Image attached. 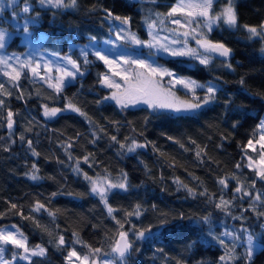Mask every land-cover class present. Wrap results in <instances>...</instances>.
Wrapping results in <instances>:
<instances>
[{
  "label": "trees",
  "instance_id": "1",
  "mask_svg": "<svg viewBox=\"0 0 264 264\" xmlns=\"http://www.w3.org/2000/svg\"><path fill=\"white\" fill-rule=\"evenodd\" d=\"M219 1L215 0L214 4ZM175 2L76 0L73 8L38 7L41 17L37 27L45 32L40 46L61 52L67 51L72 41L108 37L112 23L106 18V10L113 16L129 17V26L146 37L145 21L156 20L157 13H167ZM233 3L238 26L230 28L221 23L210 33L211 40L223 42L232 50L228 58L214 55L208 65L187 57L162 58L176 74L200 84L217 86L216 98L193 112L151 110L145 105L121 109L115 102L104 100L110 91L101 85L99 77L107 68L91 54L88 56L91 63L83 68L84 75L78 76L59 95L28 77L19 82V91L0 77V82L12 91L10 97H2L6 109L17 113L11 137L6 120L0 121V137H3L0 139V226L8 222L17 224L30 245L39 243L47 249L45 256L32 257L33 264H67L65 257L72 247L81 254L86 253L87 248L82 244L72 243L74 232L86 244L109 251L118 225L99 197L90 193V183L84 173L93 178L107 174L112 179L127 174L128 190L113 189L108 196V203L116 209L113 213L116 219L123 221L125 212L139 204L142 215L139 219L130 217L131 224L147 227L160 219L168 220L165 229L153 230L152 239L135 243L139 251L129 254L127 264H249L240 246L234 259L221 262L225 249L209 235L210 228L216 235L225 229L241 234V227L263 244L255 251L251 264H264V229L261 228L264 217L256 214L264 211V204H255L256 211H253L248 197H244L234 201L230 215L215 208L222 188L217 183L219 178L235 174L246 188L255 179L254 172L247 167L237 169L236 164L246 165L243 146L253 136L264 114V52L261 51L264 38H250L244 28L264 21V0H234ZM16 41L17 36L8 47L21 50L22 45ZM72 53L83 64L79 52L74 49ZM175 92L179 97L192 99V94L183 88L177 87ZM21 95L23 98H18ZM204 95V90H196L197 97ZM65 97L86 116L66 110L52 119L43 116L42 105L63 109ZM21 135L25 137L23 141L19 138ZM113 136L116 141L111 139ZM28 140L32 141L38 156L32 155ZM132 140L146 146L131 153L120 148V144H129ZM69 143L72 147L66 150ZM85 156L89 158L88 163L83 160ZM77 160L80 172L74 171ZM33 164L38 171L33 169ZM33 172L39 179L30 178ZM177 179L197 193L207 189L208 195H189L186 188L176 183ZM236 184V179L229 180V187L223 189L225 199H232ZM249 190L253 194L264 192V181L257 180L256 188ZM37 202L55 213L54 217L44 210L33 212ZM11 204L18 207L12 209ZM20 212L23 217H35L42 228L32 219L17 214ZM209 214L210 225L201 220ZM233 216L244 219H233ZM131 224L126 223L125 230ZM59 235L68 242L65 247L56 246L54 241ZM16 264L28 262L18 260Z\"/></svg>",
  "mask_w": 264,
  "mask_h": 264
},
{
  "label": "snow or ice",
  "instance_id": "2",
  "mask_svg": "<svg viewBox=\"0 0 264 264\" xmlns=\"http://www.w3.org/2000/svg\"><path fill=\"white\" fill-rule=\"evenodd\" d=\"M215 0H176L167 13H157L156 20L148 23L149 40H141L134 32L127 30L124 26L130 23L129 17L113 16L110 11H107V17L111 21H118L119 26L112 29L115 33L117 41H125L134 45H143L149 49H155L157 52L166 53L171 57H188L198 60L202 65H208L215 56L228 58L231 54V49L223 42L213 41L210 39V33L215 27H219L221 23L230 28L238 26V18L235 10L233 0H227L226 4L219 12L213 11ZM38 4L43 9H66L76 6V0H38ZM17 0H7V4L0 3V11L12 9L11 19L14 22L13 27L16 30H22L23 38L28 43H31L30 25L37 23L40 13L37 12L35 16L29 15L33 9L29 0H23V6L19 7L17 11ZM24 14L25 19L22 24L17 22L18 17ZM4 17L0 16V21ZM171 25V26H170ZM245 30L250 34V38L261 37L264 38V22L259 26L244 25ZM14 33L8 28L0 27V77L6 78L7 83L11 88L20 90L19 82L22 78L28 77L32 81H39L47 88L52 89L57 95L61 94L63 90L69 86L78 76H83V68L91 63L88 59L89 54L94 55L97 60L102 61L108 67L112 77L118 76L123 83H118L115 79L109 77L106 73H101L99 82L103 87L111 90L110 95L105 96L104 100L114 101L121 109L136 106L137 104H145L151 110L156 109H171L176 112L180 111H195L202 106L209 104L216 98L218 88L216 85L209 83L208 85L200 84L195 80L189 78H181L176 76L170 69L150 63L148 60L140 58H132L131 56H120L110 59L109 56L103 53V50H96L90 53L88 46L80 50V57L83 59V64L78 59H74L72 55L65 54L61 56L58 52H51L50 56L55 59H45L43 56L34 57L32 54H9L7 52L8 41ZM43 39V36L41 37ZM96 41V37H90V42ZM191 41L195 42V46H191ZM105 44L114 45V41L105 40ZM264 52V48L261 49ZM152 55V53H150ZM23 57V58H22ZM231 67L230 64L226 65ZM168 77L167 86L164 78ZM243 83V80H241ZM179 86L192 94V99H180L176 95L175 89ZM201 89L205 91V95L200 98L196 96V90ZM12 91L6 86L4 82H0V121L6 120V127L11 137L13 127L15 124L14 113L10 108L6 109L5 99L2 97H10ZM18 98H23L21 95ZM66 103L64 108L49 107L42 105L43 116L47 119H52L58 116L65 110L77 112L82 116H86L70 98L65 97ZM100 103V101H97ZM6 109V117L3 112ZM235 127V125H233ZM31 130V129H27ZM79 135V134H78ZM258 136V138H257ZM20 140L25 137L21 135ZM3 139V137H0ZM116 141V137H111ZM28 147L32 150L33 156H38L35 148L32 147V141L28 140ZM145 144L138 143L132 140L129 144H120V148L126 149L127 152H135L138 148L145 147ZM72 144L65 146L66 150L71 148ZM5 151L8 149L5 148ZM245 157L248 161L247 165L241 163L236 164V168L247 167L249 171L254 172L255 179H252L249 188L255 189L257 180L264 181V120H261L253 131V136L243 146ZM202 151V150H201ZM249 152L256 153L255 156L250 155ZM200 151L197 156H200ZM69 153V159H71ZM88 157L83 158L85 163H88ZM80 161L77 160L74 171L80 172ZM34 170L36 165H32ZM32 180H37L39 177L35 172L30 176ZM84 178L90 183V193L98 196L100 202L103 203L107 209L109 216L116 220L118 225L115 240L109 245V251H105L102 247H93L81 241L77 233H73L75 238L73 244H82L87 248L86 253H79L75 247H72L68 252L65 260L67 264H73V258L79 264H127V257L135 249L137 241H144L153 238L154 229H165L168 220L160 219L156 224H149L147 227H139L136 224H131L130 217L139 219L142 215L141 206L138 204L130 212H125L123 221L116 219L113 216L114 209L108 203L109 193L113 189L128 190L127 174H122L118 181L110 179L109 175H97L96 178L90 177L84 173ZM236 179L237 184L232 189L234 193L232 199H225L223 189L229 187V180ZM176 183L187 189L189 195L195 197L208 195L207 189L197 193L194 189L188 188L187 185L181 184L177 179ZM217 183L222 186L221 195L215 203V208L223 212L225 215H230V207L234 206V201L239 198L248 197L249 208L256 211L255 204H264V192H256L253 194L249 188H246L239 182L238 177L233 174L232 177L219 178ZM236 194H239L237 196ZM53 196L57 193H53ZM71 195V193H69ZM214 195V194H213ZM212 197H209L211 201ZM12 209H16V204H11ZM41 210L47 211L48 215L54 217L55 213L48 210L44 204L36 203L33 212ZM23 217V213H17ZM258 217H264V211H256ZM25 219H32L38 228H42L35 217H23ZM233 219L243 220V216H233ZM205 224H211V214L201 217ZM131 224V227L125 230V224ZM264 229V224L261 225ZM48 231L47 228H43ZM240 232L245 235L243 239L234 230L225 229L219 235L209 229V235L213 240H216L225 249L224 255L220 257L221 262L232 260L236 257V249L241 244L246 245V259L251 264L252 257L255 254L256 243L255 238L248 229L241 227ZM51 235V232L48 231ZM227 241H230V245ZM55 244L58 248L65 247L67 241L63 235H59L55 239ZM9 246L13 250L11 259H6L5 254L9 251ZM47 253V249L40 244L31 246L28 242V237L24 234L19 226L13 224L10 226L0 227V264H13L17 259L28 261V264H33L32 257H43Z\"/></svg>",
  "mask_w": 264,
  "mask_h": 264
},
{
  "label": "rangeland",
  "instance_id": "3",
  "mask_svg": "<svg viewBox=\"0 0 264 264\" xmlns=\"http://www.w3.org/2000/svg\"><path fill=\"white\" fill-rule=\"evenodd\" d=\"M226 2H227V0L226 1L220 0L219 2H217L216 4H214L213 5V11L214 12H219L221 10V8L226 4ZM233 2H234V0H233ZM0 3H4L6 5L7 4V0H0ZM29 3H30V5H31V7L33 9V11L29 15L35 16V14L37 12H39L37 10V8L40 7V5L38 4V0H37L36 3L33 2L32 0H29ZM17 4H18L17 11H19V7H22L23 6V0H17ZM11 11H12V9H6V10L0 11V16H3L4 17V20L3 21H0V27L8 28L9 31H12L14 33L12 35L11 39L8 41V45L10 44L9 42L11 40H14V38L17 36L18 42L17 41L16 42L19 43V44H21L22 45V48L20 50V49H16V48L7 47V52L9 54L15 53L17 55H20V54H25V55L32 54L34 57L43 56L45 59H53L54 60L55 57L50 56V53L51 52H56V51H49V50L44 49V48H42L40 46V42H41V40H43V39H41V37L43 36V38H44L45 32H44V30L40 29V27H37V23H38L39 20L37 21L36 24L29 26L30 27V30H31V37H30L31 43H28L23 38L22 30H19L18 31L16 29H14V27H13L14 22L11 19ZM40 17H41V14L39 15V18ZM124 17H127V16H124ZM24 19H25L24 14H21L18 17V21L17 22H19V23L22 24V22H23ZM111 23H112V26H111L112 29H114V28H116V27L119 26V22L118 21H111ZM148 23H150V22H148L147 20L144 23L145 29H146V37H143L140 34H138V32L136 30L132 29L131 26H129V24L126 25V26H124V27L127 30H130L131 32H134L141 40L147 41V40L150 39V37L148 35V31H149L148 30V27H147ZM253 26H259V25H253ZM109 39L112 40V41H114V45H107V44L104 43L105 40H109ZM190 43H191V46H193V47L195 46V42L194 41H191ZM85 46H88L90 53L92 51H96V50H103V53L105 55L109 56L110 59L117 58V57H120V56H131L132 58L145 59V60H148L150 63H153L154 66L160 65V66H163V67H166V68L170 69L178 77L188 78V77L184 76L183 74H176L175 73V69L173 67L167 66V64L164 63V61H163L162 58H169L171 56L167 55L166 53L157 52L155 49H149L148 47H145L143 45H134V44H131V43H128V42H125V41H117L115 39V33H114V31H112L111 34L108 37H104L101 40L96 38V41H94V42H90V39L89 40H86V41H82V42L81 41H72L69 44V46L67 48V51H61V52H58V53L61 56L65 55V54H69V55H72L73 56L72 51L74 49L77 50L80 53V50L82 48H85ZM150 53H152V55H150ZM106 68H107V71L105 73L108 74L109 77L115 79L118 83H121V84L123 83V81H121L118 76L112 77V74L109 71V69H108L107 66H106ZM168 79H170V78L165 77L164 78V81H166V83H167V80ZM165 85L167 86V84H165ZM177 87H179V86H177ZM109 91L110 92H109L108 95H110V93H111V90L110 89H109ZM180 99H186V98H184V97L181 96ZM139 105H145V104H142L141 103V104H137L136 106H139ZM145 106H147V105H145ZM132 107H135V106H132ZM166 110L173 111L171 109H166ZM66 111H71V110H66ZM173 112H176V111H173ZM182 112H193V111H180L178 113H182ZM261 120H264V114L262 115V117L259 120V122ZM249 154L250 155H253V156L256 155V153H252V152H249ZM243 160H244L245 164L247 165L248 161H247L245 155L243 157ZM94 178H96V177H94ZM110 179H112V178H110ZM119 179L120 178H118V179H112V180L113 181H118ZM13 224L14 223H12V222H8V223H5V224L1 225L0 227L10 226V225H13ZM15 225H17V224H15ZM237 234H239V233H237ZM239 235L243 239V237H244L245 234L243 232H241V234H239ZM254 238H255V243H256V250L255 251H257L263 244H262V241L258 237L254 236ZM40 245L43 246L42 244H40ZM31 246H34V245H31ZM240 247L241 248L242 247L244 248V253L246 255V245L241 244ZM12 251L13 250L9 246V251L5 254V258L6 259H11ZM18 260L19 259H17L16 261H13V264H16V262H18ZM25 262H28V261H25ZM73 264H79V262L78 261H75V258H73Z\"/></svg>",
  "mask_w": 264,
  "mask_h": 264
}]
</instances>
